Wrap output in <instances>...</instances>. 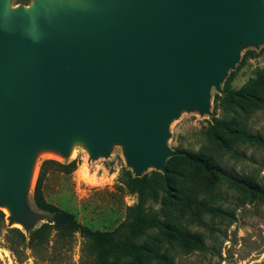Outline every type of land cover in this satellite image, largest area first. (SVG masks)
I'll list each match as a JSON object with an SVG mask.
<instances>
[{
  "label": "water",
  "instance_id": "95a60500",
  "mask_svg": "<svg viewBox=\"0 0 264 264\" xmlns=\"http://www.w3.org/2000/svg\"><path fill=\"white\" fill-rule=\"evenodd\" d=\"M0 0V206L24 220L33 150L122 145L166 171L168 121L208 110L240 46L264 43V0Z\"/></svg>",
  "mask_w": 264,
  "mask_h": 264
},
{
  "label": "rangeland",
  "instance_id": "374dc122",
  "mask_svg": "<svg viewBox=\"0 0 264 264\" xmlns=\"http://www.w3.org/2000/svg\"><path fill=\"white\" fill-rule=\"evenodd\" d=\"M69 1V0H65ZM26 4L10 0L11 7ZM209 91L208 110L179 107L177 115L166 126L165 146L174 153L166 171L145 166L139 175L126 163L123 147L112 142L106 155L91 157L88 144L74 136V149L60 158L42 155L31 188L25 194L24 220L11 216L0 206V264H94L89 240L78 232L67 236L50 229L42 244L30 240L29 232L48 221L47 213L36 208L32 191L42 166V192L45 199L73 213L75 219L92 230L110 231L125 217L126 208L137 201L139 183L154 185L146 206L158 208L161 202L176 198L175 187L185 181L192 195L187 212L195 210L202 223L190 217L184 227L196 238L161 247L168 264H264V196L219 173L206 175L198 164L188 160V152L210 157L228 172L264 188V148L233 132L223 131V121L237 120L248 132L264 136V106L244 113L238 104L247 105L236 91L250 90L264 100V43L238 48L237 60L229 67L219 84ZM244 92V93H245ZM226 95V96H225ZM256 102L250 97V102ZM233 146L238 153L224 146ZM68 146V145H67ZM87 148V149H86ZM74 160L76 167L65 173L56 163ZM197 177L214 178L211 194L198 186ZM166 177L167 179L165 180ZM149 236H159L150 231ZM141 238L139 242H149ZM155 264H167L164 261Z\"/></svg>",
  "mask_w": 264,
  "mask_h": 264
},
{
  "label": "trees",
  "instance_id": "16d2710c",
  "mask_svg": "<svg viewBox=\"0 0 264 264\" xmlns=\"http://www.w3.org/2000/svg\"><path fill=\"white\" fill-rule=\"evenodd\" d=\"M28 1L15 0V2L22 4H26ZM244 92H234L235 96L249 102L247 105L238 104L241 111L248 113L251 109L264 106V100L259 95L252 94L250 90ZM250 97L260 104L250 102ZM223 131L236 133L241 138L253 141L256 145L264 148V136L257 132H248L237 120L223 121ZM224 147L234 154L238 153L233 146L226 145ZM187 156L191 163L200 165L207 176L219 173L264 196V188L250 180L237 176L233 172H228L216 163L213 164L210 157L190 152ZM173 157L166 160L167 170ZM45 162L46 160L42 162L40 173L35 181L32 199L37 209L47 213L48 221L29 232L32 242L42 244L52 228L62 236L78 232L89 240L94 254V264H155L154 262L158 261H164L168 264L167 257L161 249L163 244L178 243L186 247L188 245L183 244L186 238H196L194 233L184 227L183 219L190 217L196 222L202 223L201 217L199 214H195V210L189 213L187 210L190 209L189 205L192 200L203 201L192 195L191 190L186 188L185 181L174 186L176 198L161 202L158 208L145 205L149 193L156 192L154 185L150 182L146 184L144 182L139 183L134 191L137 194V201L126 208L124 219L110 231L92 230L78 222L73 213L65 211L45 199L42 192V166ZM56 164L65 173L71 172L76 167L74 160L66 164ZM163 178L167 179L166 177ZM196 178L199 180L198 186L202 189V192L205 191L206 194L213 192L214 178L205 179L197 176ZM150 231L159 236H149ZM143 237L149 238L150 241L139 242V239Z\"/></svg>",
  "mask_w": 264,
  "mask_h": 264
},
{
  "label": "bare ground",
  "instance_id": "6f19581e",
  "mask_svg": "<svg viewBox=\"0 0 264 264\" xmlns=\"http://www.w3.org/2000/svg\"><path fill=\"white\" fill-rule=\"evenodd\" d=\"M68 147L70 150L74 149V137H70L68 139V143H67ZM44 156V155H48V156H53L56 158H60V153L58 151L57 148H53V147H49V146H42L39 148H36L35 150H33L31 157H30V161H29V165H28V170H27V176H26V180H25V189L31 188L34 182V178L37 172V160L38 158H41L40 156ZM4 211L6 213L10 212V208L4 204Z\"/></svg>",
  "mask_w": 264,
  "mask_h": 264
}]
</instances>
